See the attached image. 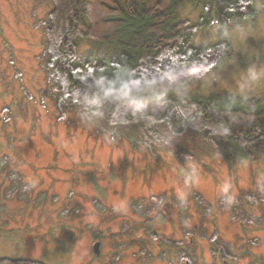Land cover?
<instances>
[{
  "label": "rangeland",
  "instance_id": "obj_1",
  "mask_svg": "<svg viewBox=\"0 0 264 264\" xmlns=\"http://www.w3.org/2000/svg\"><path fill=\"white\" fill-rule=\"evenodd\" d=\"M257 5L251 21L196 34L195 45L228 38L230 51L188 88L264 103V9ZM51 7L50 0H0V257L264 264V156L227 161L199 133L172 135L164 124L153 134L134 124L109 126L64 104L44 52ZM194 10L187 6L180 17L195 19ZM78 45L82 61L109 51L86 37ZM252 193L255 204L245 197ZM235 206L257 222L233 219ZM223 243L229 254L221 257L215 250Z\"/></svg>",
  "mask_w": 264,
  "mask_h": 264
},
{
  "label": "trees",
  "instance_id": "obj_2",
  "mask_svg": "<svg viewBox=\"0 0 264 264\" xmlns=\"http://www.w3.org/2000/svg\"><path fill=\"white\" fill-rule=\"evenodd\" d=\"M50 3L44 52L48 76L64 104H76L84 115L100 117L109 126L134 124L153 134L156 124H164L172 135L188 130L199 133L227 161L264 156V103L260 99L228 91L201 94L187 87L193 78L200 79L221 64L230 51L228 38L195 45L196 34L253 20L257 3L264 9V0ZM187 6L195 9V19L180 17V10ZM97 29V33L102 31L98 37ZM84 37L103 42L109 53L82 61L77 49ZM150 85L151 90L143 88ZM252 194L245 197L255 204ZM260 196L263 200V191ZM233 210L232 218H239L241 224L257 222L247 218L243 208ZM261 217L258 223L264 222V213ZM227 248L223 243L215 251L222 257L229 254ZM0 264L45 263L0 257Z\"/></svg>",
  "mask_w": 264,
  "mask_h": 264
},
{
  "label": "flooded vegetation",
  "instance_id": "obj_3",
  "mask_svg": "<svg viewBox=\"0 0 264 264\" xmlns=\"http://www.w3.org/2000/svg\"><path fill=\"white\" fill-rule=\"evenodd\" d=\"M181 245H182L181 242H179L178 245H175V246H177V248L179 247L178 249L175 248V249H176V251H175L176 255H178V253H181V252H182V250H181ZM171 250H172V251H171V253H170L169 255H173V252H174V247H173V246L171 247ZM179 250H180V251H179ZM177 252H178V253H177ZM181 254H182V253H181ZM169 255H167V256H169Z\"/></svg>",
  "mask_w": 264,
  "mask_h": 264
},
{
  "label": "water",
  "instance_id": "obj_4",
  "mask_svg": "<svg viewBox=\"0 0 264 264\" xmlns=\"http://www.w3.org/2000/svg\"><path fill=\"white\" fill-rule=\"evenodd\" d=\"M94 251H95V253L98 252V242H96V243L94 244Z\"/></svg>",
  "mask_w": 264,
  "mask_h": 264
},
{
  "label": "snow or ice",
  "instance_id": "obj_5",
  "mask_svg": "<svg viewBox=\"0 0 264 264\" xmlns=\"http://www.w3.org/2000/svg\"><path fill=\"white\" fill-rule=\"evenodd\" d=\"M195 71V70H194Z\"/></svg>",
  "mask_w": 264,
  "mask_h": 264
}]
</instances>
